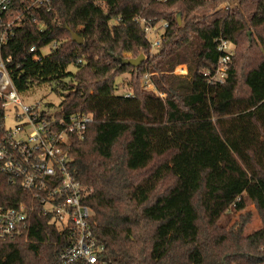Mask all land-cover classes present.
<instances>
[{
    "label": "trees",
    "instance_id": "16d2710c",
    "mask_svg": "<svg viewBox=\"0 0 264 264\" xmlns=\"http://www.w3.org/2000/svg\"><path fill=\"white\" fill-rule=\"evenodd\" d=\"M247 2L52 0L49 13L32 15L41 30L26 16L4 47L18 93L47 86L58 113L92 117L69 156L90 191L107 264H264V0L252 12ZM146 26L161 34L155 53ZM78 28L80 45L68 31ZM219 39L234 54L226 79L211 84L203 73L215 70ZM53 42L57 49L33 60L30 48ZM140 55L138 67L123 64ZM182 65L187 74L175 75ZM146 74L156 93L143 88ZM123 75L128 91L117 94ZM1 195L11 206L27 194L6 183ZM248 204L259 230L243 236L249 214L229 229L219 224ZM68 244L35 207L21 235L0 239V264H59Z\"/></svg>",
    "mask_w": 264,
    "mask_h": 264
},
{
    "label": "built area",
    "instance_id": "2783aa9c",
    "mask_svg": "<svg viewBox=\"0 0 264 264\" xmlns=\"http://www.w3.org/2000/svg\"><path fill=\"white\" fill-rule=\"evenodd\" d=\"M51 1L0 0V201L4 199L1 187L6 183L27 194L14 205L0 203V239L21 235L37 207L68 236L69 244L59 254V264H107L104 247L92 233L93 211L85 204L90 191L74 178L69 156L73 139H83L92 117L77 113L64 115L55 107H48L50 103L25 102L31 93H18L7 68L11 60L3 56L4 47L26 16L31 15L27 18L29 24L37 25L39 30L44 27V23L39 24L32 15L39 11L49 13ZM235 4H227L225 9H231ZM165 27L163 24L162 29ZM80 30L78 28V33ZM144 32L150 40L151 50L158 49L161 34L148 26L144 27ZM58 45L53 42L39 49L32 47L29 53L34 61H40ZM46 47L49 48L44 52ZM217 52L220 56L214 72L203 73L211 84L226 79L234 45L219 39ZM149 77L144 75L142 86L156 93ZM8 118L17 124L6 127Z\"/></svg>",
    "mask_w": 264,
    "mask_h": 264
},
{
    "label": "rangeland",
    "instance_id": "374dc122",
    "mask_svg": "<svg viewBox=\"0 0 264 264\" xmlns=\"http://www.w3.org/2000/svg\"><path fill=\"white\" fill-rule=\"evenodd\" d=\"M232 3V2H230ZM228 3V4H230ZM237 4V2H235ZM235 4V5H236ZM227 4L224 6L226 8ZM255 0H248L247 2V10L249 12H252L255 10ZM234 7V6H233ZM203 13H206L207 15L210 16V19L215 18V16H218L219 14L222 13H213L211 10H205ZM81 31V30H80ZM80 33V32H79ZM78 33V35H79ZM251 34V32H248ZM49 47H46L44 49V52L48 49ZM153 53H155L153 51ZM152 53V54H153ZM70 70H73V68H70ZM188 68L186 65L179 66L175 69V75L177 76H184L187 74ZM130 76L129 75H123L121 77L116 78V83L118 85V91L117 94H124L127 93L128 91V83H129ZM32 101H39L42 104L44 103H50L54 107H57L60 103V98L52 94L47 86H42L39 89H36L34 92H32L30 95H28V99L25 100V102H32ZM17 122H14L11 119H7L5 122L6 127H13L16 125ZM245 214H249L250 220L247 223L246 227L244 228L243 231V236L246 237L255 231L259 230L262 226L261 224V219L255 210L254 206L252 204H248L246 208L242 212H230L228 215H225L224 217L221 218L219 224L222 225L225 229H229L233 227V225L238 222L241 217Z\"/></svg>",
    "mask_w": 264,
    "mask_h": 264
},
{
    "label": "water",
    "instance_id": "95a60500",
    "mask_svg": "<svg viewBox=\"0 0 264 264\" xmlns=\"http://www.w3.org/2000/svg\"><path fill=\"white\" fill-rule=\"evenodd\" d=\"M176 18H177V22L180 23V14H177ZM68 31L70 32V35H71V41L80 45L82 43V37L76 33L71 32L70 30H68ZM248 36H250V33H248ZM143 59H144V57L142 55H140L136 59L124 60L123 64L129 65L131 67H138L142 63Z\"/></svg>",
    "mask_w": 264,
    "mask_h": 264
}]
</instances>
